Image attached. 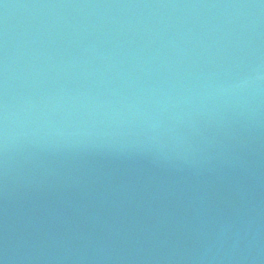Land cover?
I'll list each match as a JSON object with an SVG mask.
<instances>
[{"label": "water", "instance_id": "water-1", "mask_svg": "<svg viewBox=\"0 0 264 264\" xmlns=\"http://www.w3.org/2000/svg\"><path fill=\"white\" fill-rule=\"evenodd\" d=\"M0 264H264V0H0Z\"/></svg>", "mask_w": 264, "mask_h": 264}]
</instances>
